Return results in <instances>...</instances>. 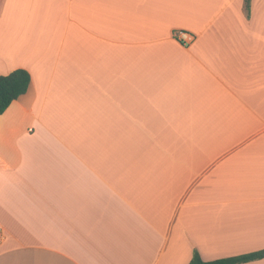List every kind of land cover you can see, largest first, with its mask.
Returning a JSON list of instances; mask_svg holds the SVG:
<instances>
[{
  "label": "crops",
  "instance_id": "1",
  "mask_svg": "<svg viewBox=\"0 0 264 264\" xmlns=\"http://www.w3.org/2000/svg\"><path fill=\"white\" fill-rule=\"evenodd\" d=\"M17 69L0 264L264 250V0H0V76Z\"/></svg>",
  "mask_w": 264,
  "mask_h": 264
},
{
  "label": "trees",
  "instance_id": "2",
  "mask_svg": "<svg viewBox=\"0 0 264 264\" xmlns=\"http://www.w3.org/2000/svg\"><path fill=\"white\" fill-rule=\"evenodd\" d=\"M250 0H246L248 4ZM32 84L31 75L24 69H17L6 76H0V115L4 114L14 101L25 95ZM264 259V250L210 262L202 260L195 251L189 264H247Z\"/></svg>",
  "mask_w": 264,
  "mask_h": 264
},
{
  "label": "built area",
  "instance_id": "3",
  "mask_svg": "<svg viewBox=\"0 0 264 264\" xmlns=\"http://www.w3.org/2000/svg\"><path fill=\"white\" fill-rule=\"evenodd\" d=\"M175 37L177 40L181 41V42H189L192 39V36H190L189 34L185 33V32H178L175 34ZM3 240V235L2 232H0V243Z\"/></svg>",
  "mask_w": 264,
  "mask_h": 264
}]
</instances>
